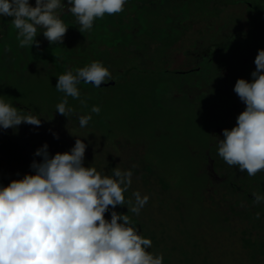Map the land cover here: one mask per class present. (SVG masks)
<instances>
[{"label": "rangeland", "instance_id": "374dc122", "mask_svg": "<svg viewBox=\"0 0 264 264\" xmlns=\"http://www.w3.org/2000/svg\"><path fill=\"white\" fill-rule=\"evenodd\" d=\"M215 1L148 0L142 24L157 26L154 31L160 34L156 36L159 39L155 44L148 40L147 45H162L168 31L178 30V25H182L181 29L186 28L174 50L169 47L162 51L159 46V63L152 55H148V62L131 58L127 45L117 37L113 43L112 34L101 26L94 29L93 34L88 30L90 43L86 48L89 50L85 48L71 61L65 51L68 46L66 35L62 44H50L41 33L36 37L39 46L20 47L12 17L0 22V95L18 109L40 116L42 128L66 129L62 132L65 142L70 141V137L85 139L87 136L86 166L111 174L108 165L114 160L115 168L132 171V185L125 193V200L134 201L132 194L135 191L149 196L140 214L132 215L138 219L136 226L140 234L152 240L147 251L163 254V264H244L246 251L243 252L240 241L243 231L249 229L253 239L257 234H263L261 226L257 229L247 220L232 215L236 194H231L229 183L220 176V172H224L217 173L212 168L215 142L218 143L219 137L223 138L224 128L234 126L236 117L245 108L234 91H219L218 83L227 80L229 69L240 77L244 71L251 76L250 55L242 51L229 52L227 58H222L218 78H215L211 66H199L191 57L184 59L182 54L186 49L189 53L194 52L192 43L183 47L189 40L186 38L188 33H195V40L206 48L228 43L227 34H232V38L251 28L244 5L222 8L219 13L212 8ZM246 1L253 5L264 3V0ZM164 14L172 17L173 23L168 17L163 18ZM248 14L254 15L252 32L264 27V19L257 11L250 10ZM123 25L128 26L125 28L130 32L134 23L128 20ZM117 29L115 31L119 32ZM199 29L208 32V36L202 35ZM105 44L109 46L108 51L102 53ZM246 46L247 43L240 47ZM97 50H100L98 56ZM91 55L94 56L90 58ZM61 59L62 68L58 71L53 63ZM104 60L107 64L102 62ZM67 61L71 65L66 66ZM93 61H101L109 68L111 81L102 82L100 88L81 81L78 85L80 98L68 97V105L73 109L69 117L56 112V105L65 95L55 87L58 76ZM233 62L241 66L231 64ZM173 68L194 70L180 75L172 73ZM203 74L208 77L207 82L202 78ZM187 75H190L189 80L176 83L177 79L187 78ZM192 77L199 82L194 84V80H190ZM216 95L226 97L219 98L222 104L219 116L223 118V124H215L207 113L211 111L212 97ZM93 106H99L100 113H92V120L85 128H71L79 124V121L73 124L72 114L86 115ZM65 142L67 148L60 152L69 150L75 143ZM145 164L153 169L147 184L143 183ZM160 177L164 178L165 184L160 185Z\"/></svg>", "mask_w": 264, "mask_h": 264}, {"label": "clouds", "instance_id": "9594fccd", "mask_svg": "<svg viewBox=\"0 0 264 264\" xmlns=\"http://www.w3.org/2000/svg\"><path fill=\"white\" fill-rule=\"evenodd\" d=\"M127 2L35 0L33 6L30 0H0V18L12 17L20 47L39 46L36 37L41 33L50 44H62L70 25L63 14L75 16L84 33L106 14L122 12ZM254 63L251 79L238 78L234 85L245 108L233 127L222 130L223 138L218 136V155L249 176L264 170V48L258 50ZM111 79L101 61L59 75L55 87L65 95L56 112L69 117L73 109L68 97L80 98L81 81L100 88ZM92 113L99 114L100 107L78 117L81 128L92 120ZM22 123L41 126L42 120L0 95V130H17ZM85 139L77 137L69 150L55 154L45 142L36 149L34 156L42 159L32 160L30 172L0 184V264H163V254L147 251L152 240L140 234L129 215L116 210L126 205L127 212L139 215L149 196L135 191L134 201L125 200L132 185L131 170L117 167L105 174L86 166ZM253 196L256 203H264V194Z\"/></svg>", "mask_w": 264, "mask_h": 264}, {"label": "trees", "instance_id": "16d2710c", "mask_svg": "<svg viewBox=\"0 0 264 264\" xmlns=\"http://www.w3.org/2000/svg\"><path fill=\"white\" fill-rule=\"evenodd\" d=\"M66 2V0H65ZM140 0H128L127 4L124 6V10L117 14L108 15L106 14L103 18L97 19L94 22L93 28L91 29V32L89 34H93L94 29L100 28L99 26L103 27L104 30H108L112 34L113 43H116V37L119 41L124 42V44L127 45V53L131 56V58L140 59V61H147L148 55L149 57L152 55L154 56L153 59L159 63L160 55L161 53H158L157 51L159 48L162 47V51H166L169 47L174 50L175 43L182 39L183 35L186 32L185 29H181L182 25H178L176 29H173V32L168 31L166 35V40L164 44L159 45H147L148 40L151 43L155 44V41H157L159 38L156 37L160 33L155 32L154 28H158L154 25H146L143 23L144 21V12L146 11L147 5L149 4L148 0H142L140 3ZM253 2H255L253 0ZM30 3L35 5V0H30ZM256 4L253 5V3L247 2L246 0H216L215 4L212 8H214L215 12H219L222 8L229 9L231 6H234L237 8L238 6H245L246 9V20L249 22V25L251 28L247 30L246 33H236L232 36V34H227L226 37L228 38V43H221L218 45H211L210 47L203 48L201 47V43L195 40L197 36H195V33L192 34L188 33L186 38L189 40L184 43V48L187 47V45L190 43L194 44V52L191 54L189 53L190 50H182V54L184 59L186 57H191L192 61H196V63L201 66L205 65L211 66L212 69V75L215 78H218V69L222 63V58H227L229 52L233 51H242L243 53H249L250 62H248L250 65H253L250 72L255 70V63L254 59L257 55V52L259 49L264 48V27L256 30L255 32H252L253 25H254V18L252 19V14H248V12L251 10L253 12L257 11L261 15V19H264V3L259 4L258 2H255ZM134 10V13H133ZM145 10V11H144ZM239 11V10H238ZM144 13V14H143ZM220 13V12H219ZM218 13V14H219ZM217 15V14H216ZM168 17L169 21L173 23V20H171L172 17H170L168 14L165 16ZM218 16V15H217ZM216 16V17H217ZM251 17V18H250ZM8 17H2L0 18V22H3ZM11 18V17H10ZM175 18V16H174ZM62 19L65 21V23L70 24L69 28L70 30H67L66 32V40L68 43V46L65 51L68 52L67 56L68 59L71 61L74 58H77L76 55H81V53L85 50L86 47H89L90 41L88 40V31H85L84 33L80 32L78 27V23L76 21V17L73 16L70 13H65L62 16ZM251 19V20H250ZM132 21L134 23L133 28L129 26L131 29H133L131 33L127 28H125L126 25H123L127 21ZM141 20V23L139 22ZM132 25V24H130ZM118 27L115 31V28ZM128 27V26H126ZM168 30H171L170 28ZM202 35H207L208 32H205L204 30L199 29ZM216 30V29H215ZM178 31V32H177ZM197 34V32H196ZM208 36V35H207ZM197 42V43H196ZM247 43V46L244 48H241L243 44ZM111 44V43H109ZM174 45V46H173ZM152 46V47H151ZM107 44H105L101 49H103L102 53H106L108 51ZM216 47V48H215ZM87 49V48H86ZM89 49H87L88 51ZM105 50V51H104ZM122 50L119 48V51ZM151 50V51H150ZM92 51V50H90ZM95 52V51H93ZM100 50L96 51V55L98 56V53ZM75 55V56H74ZM94 56L91 55L90 58ZM103 57V56H102ZM215 59L217 60L216 64L213 63ZM107 64V61L105 62ZM148 62V61H147ZM63 63V59H61L58 62L53 63L54 68H56L58 71L61 70ZM68 61L65 63L66 66H69L71 64H67ZM74 63V62H73ZM247 63V65H248ZM231 64H234L235 66L240 65L238 62H233ZM241 66V65H240ZM170 67V66H169ZM230 67V65H229ZM182 68H173L171 71L172 73L184 75L189 74L193 72L194 68H190L186 70H181ZM170 70V69H169ZM52 72V71H51ZM54 73V72H53ZM52 73V74H53ZM249 75L248 71H244L241 75L243 78H247ZM239 77V74L235 71H230L229 69V76L227 80L224 82L223 80H220L218 83L219 91L225 92L228 89L231 91H234V85L236 83V77ZM190 75H187V78L184 76L180 79H177L176 83L182 82L184 79L189 80ZM194 77V76H193ZM190 79L194 80V84H197L199 80L196 79ZM206 82L208 80V77L203 74L202 77ZM251 79V76L249 75V80ZM221 89V90H220ZM225 91H224V90ZM219 91H217V94H219ZM237 96V94H236ZM238 97V96H237ZM219 98H226L223 96L216 95L212 97V104H211V111L207 112L208 115L212 118V120L215 122V124H223L222 117H220V99ZM222 105V104H221ZM80 114L73 113L71 121L74 123H77L78 117ZM219 116V117H218ZM220 122V123H219ZM235 125V124H234ZM72 126L73 127H78ZM217 126V125H215ZM222 126V125H220ZM44 128V129H43ZM41 127V126H33L26 123H22L20 126H18L17 130H13L11 128L7 130H0V184L7 185L11 179L19 178L23 176L25 173H28L31 171L30 164L33 159H36L39 161L42 159L41 157L34 156V153L37 148L41 147L45 142L49 145V151L51 154H55L57 151L63 150V148L66 147L63 143L65 142V136L62 135V132L65 130H53L51 127ZM75 129V128H74ZM63 132V133H64ZM54 133L58 135V138H55ZM67 138V137H66ZM70 141H66L65 144H69V142L72 143V141H75L76 138L70 137L68 138ZM72 140V141H71ZM212 141V140H211ZM210 141V142H211ZM213 144V143H211ZM60 148V149H59ZM67 148V147H66ZM213 151L215 154V160L213 165V159H212V168L217 170V173L220 171H223L224 173L220 172V176L224 177V180L228 182L231 187V190L233 195L235 196L234 206H233V213L232 215L237 216L242 221L247 220L249 224L253 225L255 228L260 229V226L263 229V234L259 235L257 234V238H252L250 230L243 231L242 237L240 238L241 241V247L243 248V252L246 251V263L244 264H264V203H256L253 193H259L264 194V170L257 172L255 176H249L246 171L241 172L238 169V166H230L228 164H224L225 161L220 157V161H216L218 155V143L215 142ZM213 153V152H212ZM113 157V156H110ZM114 159V158H113ZM112 160V159H111ZM115 161L112 160L109 162V168L111 171L112 168H115ZM144 170L146 176L144 177L145 182L144 184H147L146 181L148 176L150 174H153V169L148 166L144 165ZM135 171V170H134ZM158 182L160 185L165 184L164 178L160 177ZM125 195V194H124ZM242 197V198H241ZM116 210L118 212L126 213L130 216L132 222L134 225H136L138 222L133 215L132 212H127L128 209L126 208V205L122 208L120 206L116 207ZM257 213L260 214V217L257 218ZM106 217L110 219V212L106 213ZM261 236V237H259Z\"/></svg>", "mask_w": 264, "mask_h": 264}]
</instances>
